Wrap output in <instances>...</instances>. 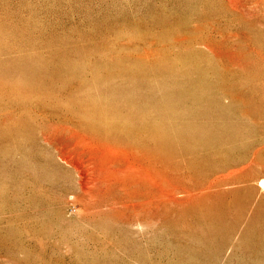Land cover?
Returning <instances> with one entry per match:
<instances>
[{
    "label": "rangeland",
    "instance_id": "374dc122",
    "mask_svg": "<svg viewBox=\"0 0 264 264\" xmlns=\"http://www.w3.org/2000/svg\"><path fill=\"white\" fill-rule=\"evenodd\" d=\"M263 182L264 0H0V264H264Z\"/></svg>",
    "mask_w": 264,
    "mask_h": 264
},
{
    "label": "bare ground",
    "instance_id": "6f19581e",
    "mask_svg": "<svg viewBox=\"0 0 264 264\" xmlns=\"http://www.w3.org/2000/svg\"><path fill=\"white\" fill-rule=\"evenodd\" d=\"M85 139H86V138H85ZM92 141H93V140H92ZM86 143H87V141H86ZM92 143H93V142H92ZM92 143H91V144H92ZM68 144H69V143H68ZM97 144H98V143H97ZM69 145H70V144H69ZM69 145H68V146H69ZM73 145H74V144H73ZM77 145H78V144H76V146H77ZM86 145H87V144H86ZM70 146H71V145H70ZM125 146H126V145H125ZM74 147H75V146H73V148H74ZM82 147H83L82 149H84V146H83V145H82ZM68 148H69V147H68ZM70 148H71V147H70ZM86 148H87V147H86ZM77 149H78V148H77ZM82 149H81V151H82ZM87 149H88V148H87ZM89 149H90V148H89ZM89 149H88V150H89ZM93 149H94V147H93ZM114 149H117V148H114ZM78 150H79V149H78ZM78 150H77V151H78ZM98 150H100V149H98ZM102 150H103V149H102ZM106 150H107V149H106ZM106 150H105V151H106ZM132 150H133V149H132ZM136 150H137V148H136ZM79 151H80V150H79ZM107 151H109V149H108ZM124 151H125V150H124ZM98 152H99V151H98ZM98 152H97V153H98ZM78 153H79V152H78ZM86 153H87V151H86ZM92 153H93V152H92ZM92 153H91V154H92ZM101 153H103V152H101ZM87 154H88V153H87ZM108 154H110V153H108ZM108 154L106 155L107 157H108ZM117 154H119V153L117 152ZM122 154H123V153H122ZM126 154H127V153H126ZM94 155H95V154H94ZM102 155H103V154H102ZM115 155H116V154H115ZM84 156H85V155H84ZM92 156H93V155H92ZM100 156H101V155H100ZM110 156H113V155L111 154ZM116 156H117V155H116ZM120 156H122V155H120ZM123 156H125V155H123ZM139 156H140V155H139ZM142 156H143V155H142ZM142 156H141V157H142ZM93 157H94V156H93ZM114 157H115V156H114ZM150 157H151V156H150ZM128 158H129V157H128ZM143 158H144V156H143ZM145 158H146V157H145ZM114 159H115V158H114ZM114 159H112V160L114 161ZM102 160H103V159H102ZM148 160H151V159H147L146 161L148 162ZM96 161H97V160H96ZM116 161H117V160H116ZM124 161H125V160H124ZM142 161H143V160H142ZM144 161H145V159H144ZM66 162H67V161H66ZM99 162H100V161H99ZM118 162H119V160H118ZM118 162H117V163H118ZM152 162H153V161H152ZM137 163H138V161H137ZM83 164H85V163L83 162ZM83 164H82V165H83ZM118 164H119V163H118ZM139 164H140V163H139ZM149 164H151V163H149ZM152 164H153V163H152ZM71 165H73V164H71ZM86 165H87V164H86ZM110 165H111V164H110ZM112 165H113V163H112ZM115 165H116V164H115ZM147 165H148V164H147ZM73 166H74V165H73ZM73 166H72V167H73ZM134 166H135V165H134ZM141 166H142V165H141ZM84 167H85V166H84ZM113 167H114V166H113ZM117 167H118V166H117ZM132 167H133V166H132ZM138 167H139V166H138ZM151 167H152V166H151ZM79 168H80V167H79ZM79 168H78V169H79ZM85 168H86V167H85ZM87 168H88V167H87ZM124 168H125V167H124ZM143 168H144V167H143ZM147 168H150V167H147ZM83 169H84V168H83ZM99 169H100V168H99ZM104 169H107V168H104ZM108 169H109V166H108ZM111 169H112V168H111ZM141 169H142V168H141ZM152 169H153V168H152ZM76 170H77V169H76ZM80 170H81V169H80ZM96 170H97V169H96ZM114 170H115V169H114ZM148 170H149V169H148ZM148 170H147V172H148ZM74 171H75V169H74ZM88 171H89V170H88ZM126 171H128V170H126ZM138 171H139V170H138ZM149 171H152V170H149ZM156 171H157V170H156ZM129 172H130V171H129ZM133 172H134V171H133ZM159 172H160V171H159ZM79 173H80V172H78V173H76V174H79ZM98 173H99V172H98ZM98 173H97V174H98ZM114 173H115V172H114ZM122 173H123V172H122ZM122 173H121V175H122ZM125 173H126V172H125ZM148 173H149V172H148ZM152 173H153V171H152ZM117 174H120L119 171H118ZM156 174H157V172H156ZM158 174H160V173H158ZM79 175L81 176V173H80ZM114 175H115V174H114ZM126 175H127V174H126ZM126 175H125V177H126ZM130 175H131V174H130ZM133 175H134V174H133ZM76 176H77V175H76ZM76 176H75V177H76ZM83 176H84V175H83ZM86 176H87V175H86ZM102 176H103V175H102ZM122 176H124V175H122ZM127 176H128V175H127ZM136 176H137V175H136ZM147 176H149V175H147ZM155 176H156V175H155ZM159 176H160V175H159ZM115 177H116V176H115ZM129 177H130V176H129ZM160 177H162V179L164 178L163 176H160ZM131 178H132V177H131ZM131 178H130V179H131ZM145 178H146V177H145ZM81 179H82V177H81ZM87 179H88V178H87ZM102 179H103V178H102ZM107 179H108V178H107ZM128 179H129V178H128ZM148 179H149V178H148ZM160 179H161V178H160ZM166 179H167V178H166ZM77 180H78V179H77ZM88 180H90V179H88ZM97 180H98V179H97ZM97 180H96V181H97ZM146 180H147V179H146ZM167 180H168V179H167ZM116 181H117V180H116ZM144 181H145V180H144ZM90 182H91V181H90ZM93 182H94V181H93ZM103 182H104V181H103ZM103 182H102V183H103ZM105 182H106V181H105ZM112 182H113V181H112ZM142 182H143V180H142ZM152 182H153V181H152ZM152 182H151V183H152ZM79 183H80V182H79ZM79 183H78V184H79ZM102 183H101V184H102ZM107 183H108V182H107ZM87 184H88V183H87ZM89 184H90V183H89ZM95 184H96V183H95ZM95 184H94V185H95ZM123 184H124V183H123ZM152 184H153V183H152ZM80 185H81V184H80ZM80 185H79V186H80ZM83 185H84V184H83ZM94 185H93V186H94ZM96 185H97V184H96ZM102 185H103V184H102ZM150 185H151V184H150ZM158 185H159V184H158ZM161 185H162V184H161ZM263 185H264V182H263ZM106 186H107V185H106ZM162 186H163V185H162ZM107 187H108V186H107ZM116 187H117V186H116ZM145 187H146V186H145ZM145 187H144L143 189H145ZM82 188H83V187H82ZM104 188H105V187H104ZM134 188H135V187H134ZM107 189H108V188H107ZM120 189H121V188H120ZM124 189H125V188H124ZM126 189H127V188H126ZM134 190H135V189H134ZM136 190H137V189H136ZM119 191H120V190H119ZM143 191H144V190H143ZM143 191H142V192H143ZM156 191H157V190H156ZM105 192H106V191H105ZM111 192H113V191H111ZM127 192H128V191H127ZM136 192H137V191H136ZM107 193H108V192H106V194H107ZM109 193H110V192H109ZM118 193H119V192H118ZM158 193H159V192H158ZM110 194H112V193H110ZM131 194H132V193H131ZM133 194H134V193H133ZM146 194H147V193H146ZM148 194H149V193H148ZM137 195H138V194H137ZM106 196H108V195H106ZM132 196H133V195H132ZM155 196H156V194H155ZM149 197H150V196H149ZM151 197H152V196H151ZM134 198H136V197H134ZM137 198H138V197H137ZM143 198H144V197H143ZM146 198H147V197H146ZM155 198H156V197H155ZM153 199H154V198H153ZM143 200H144V199H143ZM143 200H142V201H143ZM154 200H155V199H154ZM144 201H145V200H144ZM148 201H149V200H148ZM135 202H136V201H135ZM155 202H156V200H155ZM143 203H144V202H143ZM135 204H136V203H135ZM147 204H148V203H147ZM147 204H146V206H147ZM149 204H150V202H149ZM136 206H137V205H136ZM136 206H135V207H136ZM133 212H134V211H133ZM138 216H139V215H138ZM138 216H137V217H138ZM150 216H151V215H150ZM132 217H134V216H132ZM139 218H140V217H139ZM132 219H133V218H132ZM135 219H136V218H135ZM137 220H138V218H137ZM137 220H136V221H137ZM141 221L143 222V220H141ZM136 223L138 224V222H136ZM140 223H141V222H140ZM137 226H139V225H137Z\"/></svg>",
    "mask_w": 264,
    "mask_h": 264
}]
</instances>
